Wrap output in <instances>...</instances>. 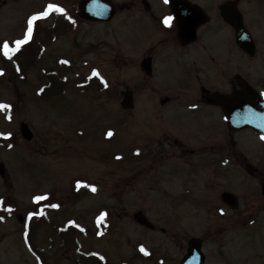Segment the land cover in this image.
Listing matches in <instances>:
<instances>
[{
  "label": "rangeland",
  "instance_id": "1",
  "mask_svg": "<svg viewBox=\"0 0 264 264\" xmlns=\"http://www.w3.org/2000/svg\"><path fill=\"white\" fill-rule=\"evenodd\" d=\"M80 1L0 0V103L12 106L0 110V132L12 133L5 138L14 146L0 147L7 172L5 178L0 175V264H41L30 244L43 251L45 264H90L87 258L78 259L73 243L56 247L71 229L76 230L79 250L97 254L101 264H178L195 238L204 243L205 264H264L262 136L251 130L235 133L234 139L228 137V154L223 155L212 145L227 132L163 134L177 127L174 118L180 112L176 104L163 109L159 99L199 95L201 89L137 86L143 78L135 64L140 52L135 45L137 20L124 11L108 23L84 22L77 17ZM127 1L113 0L117 5ZM155 3L163 6L161 0ZM49 4L71 12L76 31L61 34L54 43L48 40L40 60L36 46L32 48L30 65L23 63L24 74H18V63L10 53L4 55L3 44L8 42L10 52L15 41L25 37L28 19ZM253 14V28L263 40L264 13ZM58 60L67 61L65 71L59 72L67 92L56 99L50 95L55 88L46 85L42 97L41 68H54ZM253 64L252 81L264 88V65ZM93 76L104 79L105 89L89 84ZM168 78L178 77L169 73ZM79 83L89 86L81 90ZM126 90L134 91L131 111L121 106ZM23 123L34 132L32 142L22 138ZM179 137L195 147L183 159L174 145ZM186 161L192 166H185ZM248 165L255 175L248 173ZM192 173L195 178L187 177ZM226 191L238 199L237 207L224 203L221 195ZM42 194L50 197L51 224L39 228L33 215L25 226L35 210V197ZM139 212L155 230L137 222ZM102 213L107 215L100 219ZM29 226L32 240L26 241L23 232Z\"/></svg>",
  "mask_w": 264,
  "mask_h": 264
},
{
  "label": "flooded vegetation",
  "instance_id": "2",
  "mask_svg": "<svg viewBox=\"0 0 264 264\" xmlns=\"http://www.w3.org/2000/svg\"><path fill=\"white\" fill-rule=\"evenodd\" d=\"M227 1L176 0V4L172 6L169 1L166 3L165 0H161L163 6L160 8L155 0H128L116 5L117 14L128 11L129 15L139 23L136 29L137 41L135 45L140 49V52L135 64L143 78L137 86H141L142 89L155 90L171 84H178L181 86L196 85L201 89L199 95L191 93L175 97L167 95L159 99L163 109L176 104L175 107L179 108L180 112L174 118L177 127H168L163 130V134L166 136L189 135L190 130L197 133H201L203 130L227 132L226 137L212 145L216 146L223 155L228 154L226 153V147L229 146L228 137L234 139L235 133H239L229 131L230 127L225 111L226 108L229 109L239 102L235 93H242L241 95L245 96V101L248 104L255 103L254 98L250 95L253 90L242 87L243 84H248L255 87L259 95L264 98L263 86L252 81L253 63L259 62L264 65V39L261 40L253 28V24L256 22L253 20V13H257V15L264 13V0H242L240 3L243 21L253 35L256 44L251 55L238 47L235 41L236 32L221 17L219 8ZM244 2L247 3L246 9L242 7ZM253 3L262 8L255 7ZM201 9L205 11L208 20L206 24L198 26L196 37H192L188 32L196 26V22L202 17ZM63 15L66 19L69 17L75 19L71 12L66 11ZM176 15L186 23L187 30L182 37L176 22ZM167 16L174 17L171 27L164 23ZM50 19L52 20L51 24L46 29L52 33L57 32L62 18L54 13ZM38 25L41 26L42 23H38ZM239 57L242 61L240 64ZM149 72H151V76L148 74ZM155 73L158 76L154 80ZM169 73L171 77L178 78L175 80L165 79ZM202 114L206 117V121ZM174 145L178 148L182 159L185 154H193V148H195L194 142L180 137L175 139ZM236 145V142L231 144L233 148ZM0 147L2 150L4 149L2 137H0ZM183 164L192 166L187 161ZM195 176L194 173L187 175L189 178H195ZM38 202L41 204L37 213L39 220L36 221V226L40 228L41 225L43 227L51 224L49 214L52 209L47 214H43L51 205L50 199L46 197ZM43 207L45 209H42ZM56 230L60 236V231ZM74 236V231L71 229L69 232L70 243H76ZM56 247L61 249V243ZM53 251L55 252L53 253ZM53 251L51 254L57 258V250L53 249Z\"/></svg>",
  "mask_w": 264,
  "mask_h": 264
},
{
  "label": "water",
  "instance_id": "3",
  "mask_svg": "<svg viewBox=\"0 0 264 264\" xmlns=\"http://www.w3.org/2000/svg\"><path fill=\"white\" fill-rule=\"evenodd\" d=\"M240 0H229V2L223 4L220 8L223 19L230 23L236 32V43L243 48L244 50L253 49L254 42L249 32H247L244 21H242V14L238 10V4ZM176 3V2H174ZM82 17L92 20H102L108 21L112 19L115 15V7L111 4V0H98L91 1L85 0L82 4ZM202 23H205L204 15H202ZM180 24V30L183 31V23L178 21ZM200 23V22H199ZM198 25V24H197ZM197 26L191 34H195ZM133 94L131 92L126 93L125 99H123L122 107L124 109L133 108L134 104L132 103ZM237 108V109H236ZM255 109H248L242 103L239 107H233L232 112L236 111L234 114L237 115L232 119H229V124L231 129L242 130L246 127L253 128L264 135V104L260 102L258 98V105H255ZM22 135L25 140L31 141L33 138V133L27 124L21 126ZM0 173L5 175V169L0 168ZM252 174V173H251ZM264 194V184L262 188ZM223 198L225 201L234 205L236 202L235 197L232 194L226 193ZM138 223L146 226L147 228H154L152 223H149L148 220L141 214L137 215ZM206 256L203 253V243L199 240H191L189 242V248L186 253L185 258L179 264H205Z\"/></svg>",
  "mask_w": 264,
  "mask_h": 264
},
{
  "label": "snow or ice",
  "instance_id": "4",
  "mask_svg": "<svg viewBox=\"0 0 264 264\" xmlns=\"http://www.w3.org/2000/svg\"><path fill=\"white\" fill-rule=\"evenodd\" d=\"M165 2L167 3L168 0H165ZM48 10L46 11H41L39 13H36V14H33L27 21V32H26V35L23 39H18L15 41V44H16V48L15 49H12L13 51H19L20 50V47L26 43H28L31 39H32V35H33V31H34V22L38 21L39 19L41 18H44V17H47L49 15V13L51 11H59L61 13H63L65 10L61 7H59L57 4H49L47 6ZM69 19H71L69 17ZM174 20V17L172 16H167L165 17L164 19V23L165 25L171 27L172 25V22ZM3 48L5 49L4 51V55L7 56L8 53H9V44L8 42H4L3 44ZM2 74V73H0ZM95 75H99L98 72L94 73ZM12 106L10 104H4V103H0V110H7V109H10ZM8 119H11V115L9 114L8 115ZM12 133H2L0 132V137H11ZM108 136H112L113 133L111 130L108 131L107 133ZM262 139H264V137H262ZM78 185L81 184L82 182L78 181L77 182ZM92 187V190L95 191V186H91ZM43 199H46V197L44 196H36L35 197V200L36 201H40V200H43ZM0 204H2V201H0ZM54 207H58V205H53ZM10 210V209H9ZM223 211V210H221ZM32 215H35V213H30L29 216H32ZM107 213H102L100 219H103L104 216H106ZM143 250V249H142Z\"/></svg>",
  "mask_w": 264,
  "mask_h": 264
},
{
  "label": "trees",
  "instance_id": "5",
  "mask_svg": "<svg viewBox=\"0 0 264 264\" xmlns=\"http://www.w3.org/2000/svg\"><path fill=\"white\" fill-rule=\"evenodd\" d=\"M24 62H25V60H23ZM19 63H20V65H22V62L21 61H19ZM40 256V258H42V255H39ZM87 261H89L88 259H86ZM90 260H92V261H89L90 262V264H98L99 262H98V259H96V258H91Z\"/></svg>",
  "mask_w": 264,
  "mask_h": 264
}]
</instances>
